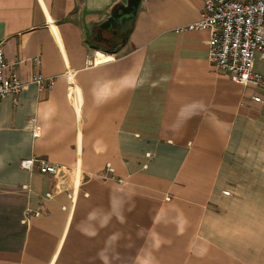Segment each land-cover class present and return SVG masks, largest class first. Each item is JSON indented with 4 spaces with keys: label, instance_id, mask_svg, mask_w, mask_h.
Wrapping results in <instances>:
<instances>
[{
    "label": "crops",
    "instance_id": "0c3cea01",
    "mask_svg": "<svg viewBox=\"0 0 264 264\" xmlns=\"http://www.w3.org/2000/svg\"><path fill=\"white\" fill-rule=\"evenodd\" d=\"M124 1L0 0L26 84L0 100V264H264V89L186 29L203 0H141L125 40L98 42Z\"/></svg>",
    "mask_w": 264,
    "mask_h": 264
},
{
    "label": "built area",
    "instance_id": "2783aa9c",
    "mask_svg": "<svg viewBox=\"0 0 264 264\" xmlns=\"http://www.w3.org/2000/svg\"><path fill=\"white\" fill-rule=\"evenodd\" d=\"M186 29L209 32L208 52L213 68L226 73L237 85L264 89V75L254 68L256 57H264V0H203L199 19ZM33 63L37 68L40 66L38 58ZM30 84L45 91L53 81L35 73ZM25 86L0 48V100L4 97L15 100ZM254 101L261 100L255 97ZM20 167L41 175H56L61 171L57 165L35 158L22 160Z\"/></svg>",
    "mask_w": 264,
    "mask_h": 264
},
{
    "label": "water",
    "instance_id": "95a60500",
    "mask_svg": "<svg viewBox=\"0 0 264 264\" xmlns=\"http://www.w3.org/2000/svg\"><path fill=\"white\" fill-rule=\"evenodd\" d=\"M140 3L141 0H125L124 3L108 13L107 17L100 23L99 29L112 31L114 34L119 32L125 40Z\"/></svg>",
    "mask_w": 264,
    "mask_h": 264
},
{
    "label": "flooded vegetation",
    "instance_id": "af4514ba",
    "mask_svg": "<svg viewBox=\"0 0 264 264\" xmlns=\"http://www.w3.org/2000/svg\"><path fill=\"white\" fill-rule=\"evenodd\" d=\"M99 31H101V30H99ZM110 32H111L112 35H109L106 38H104L101 35L96 34L95 39L98 42L105 44L106 47H108L110 49H114L117 46V39H120V40H121V38L124 39V36L121 35L119 32H117L115 34L112 33V31H110Z\"/></svg>",
    "mask_w": 264,
    "mask_h": 264
},
{
    "label": "rangeland",
    "instance_id": "374dc122",
    "mask_svg": "<svg viewBox=\"0 0 264 264\" xmlns=\"http://www.w3.org/2000/svg\"><path fill=\"white\" fill-rule=\"evenodd\" d=\"M120 42V39H117V43H119Z\"/></svg>",
    "mask_w": 264,
    "mask_h": 264
},
{
    "label": "trees",
    "instance_id": "16d2710c",
    "mask_svg": "<svg viewBox=\"0 0 264 264\" xmlns=\"http://www.w3.org/2000/svg\"><path fill=\"white\" fill-rule=\"evenodd\" d=\"M117 8V6H115L113 9Z\"/></svg>",
    "mask_w": 264,
    "mask_h": 264
}]
</instances>
